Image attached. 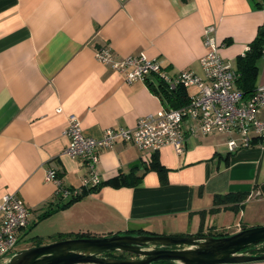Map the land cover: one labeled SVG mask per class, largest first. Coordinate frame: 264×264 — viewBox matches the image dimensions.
Wrapping results in <instances>:
<instances>
[{"label": "crops", "instance_id": "0c3cea01", "mask_svg": "<svg viewBox=\"0 0 264 264\" xmlns=\"http://www.w3.org/2000/svg\"><path fill=\"white\" fill-rule=\"evenodd\" d=\"M263 25L256 0H0V200L17 194L30 210L21 250L35 247V238L51 244L59 234L231 235L264 224V137L230 152L226 135H188L182 154L171 146L153 154L166 170L161 174L147 170L152 163L144 164L134 144L120 142L101 152L99 189L85 188L73 202L45 179L54 169L64 187L79 188L88 175L80 160L64 154L70 115L86 136L101 138L168 108L153 81L127 83L97 60V48H111L118 59L143 52L172 75L187 70L203 77L208 26L216 28L221 57L237 71V59ZM257 64L259 89L264 52ZM197 92L187 88L189 101ZM120 176L131 185L108 184ZM229 194L247 199L215 205ZM235 205L239 213L230 209ZM237 217L242 222L234 225Z\"/></svg>", "mask_w": 264, "mask_h": 264}, {"label": "built area", "instance_id": "2783aa9c", "mask_svg": "<svg viewBox=\"0 0 264 264\" xmlns=\"http://www.w3.org/2000/svg\"><path fill=\"white\" fill-rule=\"evenodd\" d=\"M204 45L203 77L187 70L172 75L158 58H149L143 52L118 59L109 47L96 49L97 60L122 74L129 84L159 80L170 90L183 87L197 88L198 92L185 106L144 116L133 129H108L101 138L86 136L78 117L70 115L65 129L69 144L64 154L80 160L88 175L81 187L68 188L62 185L56 170H46V182L55 184L59 196L75 201L83 196L85 188L99 187L103 182L97 169L101 152L120 142L134 144L146 155L144 164L150 165L153 154L164 147L171 146L182 154L188 135H226L230 152L249 148L255 138L264 137V119L259 117L264 108V87L257 89L251 100L244 98L237 87L238 72L220 55L214 26L205 29ZM29 224L30 210L25 202L17 194H5L0 200V264L21 251Z\"/></svg>", "mask_w": 264, "mask_h": 264}, {"label": "water", "instance_id": "95a60500", "mask_svg": "<svg viewBox=\"0 0 264 264\" xmlns=\"http://www.w3.org/2000/svg\"><path fill=\"white\" fill-rule=\"evenodd\" d=\"M127 253L132 258L112 254ZM264 263V226L223 236L122 235L73 238L21 250L4 264Z\"/></svg>", "mask_w": 264, "mask_h": 264}, {"label": "trees", "instance_id": "16d2710c", "mask_svg": "<svg viewBox=\"0 0 264 264\" xmlns=\"http://www.w3.org/2000/svg\"><path fill=\"white\" fill-rule=\"evenodd\" d=\"M256 7L258 9L264 10V0H256ZM263 52H264V25L260 28L257 38L251 43L246 53L237 59V72L239 74V78L237 80V87L244 93V98L246 100L252 99L257 91L256 89V80L258 75L257 63L258 60L262 57ZM150 87L152 91L161 98L164 105L168 108H180L189 103L187 88L178 87L175 90H170L163 82L159 80L150 84ZM147 170H156L160 174L166 171L159 164L157 158L154 159V162H152L150 168L148 167ZM127 181H128L127 178H125L124 176H120L119 178L109 182L108 184L113 187L130 186L131 184H129ZM99 187L91 188L90 192L98 190ZM85 195L86 194L84 193V196ZM82 198L83 196L78 198L77 200H80ZM246 199H247V194H234V195L229 194L224 197L217 196L215 198V205L220 206L222 204H228L232 202L242 203ZM230 209L235 213L240 212L238 205L232 206ZM218 211H219L218 208H214L211 210L212 213ZM48 215L49 214H47V216ZM245 229H248V227L243 228V230ZM228 235L224 233H217V234H210L209 236L223 237ZM200 236H206V235L200 234ZM73 238H95V236H92L90 234H75V235L59 234L51 237L50 240L54 243V242L73 239ZM45 244H46L45 240L40 238H35V247L42 246Z\"/></svg>", "mask_w": 264, "mask_h": 264}, {"label": "rangeland", "instance_id": "374dc122", "mask_svg": "<svg viewBox=\"0 0 264 264\" xmlns=\"http://www.w3.org/2000/svg\"><path fill=\"white\" fill-rule=\"evenodd\" d=\"M191 91H193V89L191 90ZM240 222H242V217H237L236 219H234V221L232 222L234 225H236L237 223H240ZM258 226H264V224H260V223H255V224H251L250 225V227H258ZM242 227H243V224H242ZM230 233H232L233 232V230H231V231H229ZM43 233H47V231H45V232H43ZM220 233H224V234H227V233H225V232H220ZM230 235V234H229ZM232 235V234H231ZM33 236V235H32ZM26 247V245L25 244H22L21 246H20V249H23V248H25Z\"/></svg>", "mask_w": 264, "mask_h": 264}, {"label": "flooded vegetation", "instance_id": "af4514ba", "mask_svg": "<svg viewBox=\"0 0 264 264\" xmlns=\"http://www.w3.org/2000/svg\"><path fill=\"white\" fill-rule=\"evenodd\" d=\"M112 257H116V258H132L134 257L133 255L127 254V253H116V254H112Z\"/></svg>", "mask_w": 264, "mask_h": 264}]
</instances>
